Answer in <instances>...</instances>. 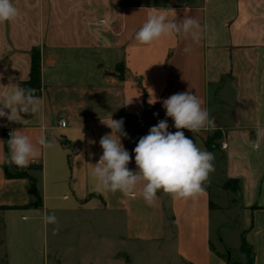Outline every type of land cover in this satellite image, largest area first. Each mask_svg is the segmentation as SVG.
Masks as SVG:
<instances>
[{
	"label": "crops",
	"instance_id": "0c3cea01",
	"mask_svg": "<svg viewBox=\"0 0 264 264\" xmlns=\"http://www.w3.org/2000/svg\"><path fill=\"white\" fill-rule=\"evenodd\" d=\"M13 3L20 16L0 23V101L14 84L24 87L30 78L34 49L41 55L42 92L35 94L40 104L35 114L22 113V122L0 118L4 264H229L212 241L215 209L209 188L188 200L161 191L148 205L139 187L134 196L98 192L91 176L103 153L99 141L111 133L101 119L111 113L112 119L124 120L128 136L121 143L132 157L128 168L135 171L133 150L152 126L167 120L168 131H177L163 100L185 91L197 94L215 119L221 149L206 146L213 131L195 136L181 131L214 153V162L223 156L226 182L239 181L243 233L255 264H264V138L259 151L251 147L256 130L264 128V0ZM157 13L178 21L196 17L212 29L215 46L205 36L186 54L191 41L175 34L138 43L135 33ZM144 113L142 122L127 123L126 115ZM17 129L38 150L30 164L42 169L30 170L34 179L6 174L14 167L6 162L7 141ZM41 134L52 148L38 145ZM52 214L57 223L45 224L43 217Z\"/></svg>",
	"mask_w": 264,
	"mask_h": 264
},
{
	"label": "clouds",
	"instance_id": "9594fccd",
	"mask_svg": "<svg viewBox=\"0 0 264 264\" xmlns=\"http://www.w3.org/2000/svg\"><path fill=\"white\" fill-rule=\"evenodd\" d=\"M19 16L20 10L13 0H0V23L15 21ZM211 32L209 25H201L194 16H185L178 21L163 13H157L148 16L135 33V40L148 45L173 34L183 36L185 40L191 41L183 49L188 54L193 50L192 44H198L205 36L207 43L215 46V37ZM14 85L16 86L0 101V118H6L9 122H22L21 114H35L40 104L34 89ZM163 107L166 116L173 120L177 131H168L167 120H160L157 125L152 126L149 133L139 139L133 150L135 171L128 168L132 157L121 143V137L128 136L124 130V120L112 119L111 113L109 119H101V123L110 128L111 133L101 137L99 144L103 153L91 171L98 192L119 191L124 196H134L139 187V194L148 205L156 201L161 191L173 200L195 199L204 193L210 175L215 172V155L187 138L181 129L189 130L194 136L202 131H215V119L210 117L208 109L203 107L201 98L191 91L171 95L163 100ZM5 109L9 111L6 112ZM256 135L257 140L251 142V147L254 151H259L260 140L264 138V128H258ZM37 143L43 149L53 147V142L46 134H41ZM7 145V163L26 168L35 162L38 150L21 129L10 132ZM43 220L45 224L57 223L54 214L45 215Z\"/></svg>",
	"mask_w": 264,
	"mask_h": 264
},
{
	"label": "rangeland",
	"instance_id": "374dc122",
	"mask_svg": "<svg viewBox=\"0 0 264 264\" xmlns=\"http://www.w3.org/2000/svg\"><path fill=\"white\" fill-rule=\"evenodd\" d=\"M214 165L215 172L210 175V180L207 183L215 209L212 226V241L216 248L222 253L226 252L227 245L231 248L232 252H235L241 244V237L243 234L241 223L242 206L234 186L226 182L224 176V159L222 155L214 162ZM0 250H2L1 244ZM234 254L240 259H244L245 257L243 254H239V252H235ZM4 262L3 255L0 254V264H4Z\"/></svg>",
	"mask_w": 264,
	"mask_h": 264
},
{
	"label": "trees",
	"instance_id": "16d2710c",
	"mask_svg": "<svg viewBox=\"0 0 264 264\" xmlns=\"http://www.w3.org/2000/svg\"><path fill=\"white\" fill-rule=\"evenodd\" d=\"M32 56H33V60H32L30 78L24 82V88L34 89L36 90L35 94H40L42 92L40 51L34 49L32 52ZM118 69L120 71V77L124 78L126 71L125 64L120 63L118 65ZM145 117H146L145 113L138 116L126 115V121L128 124H130L134 120L137 121V123H140L142 122L143 119H145ZM221 137H222V133L218 129L212 134H209L205 139L207 148L210 151L221 149V143L219 142ZM32 168L42 169V165L30 164L26 168H19L16 165H14L12 170L10 169L6 170V174L9 177L23 176L34 179V177L30 174V170ZM227 183L229 185L234 186L235 192L238 195V193L240 192L239 181L234 179H228ZM205 187L208 188L207 183ZM3 208H8V207H3ZM240 253L245 256L244 259H240L235 254H233L230 248H227L225 253L218 252V254L223 258H225L229 264H255V252L253 248L250 246V244L247 242L244 233L242 234V238H241Z\"/></svg>",
	"mask_w": 264,
	"mask_h": 264
},
{
	"label": "built area",
	"instance_id": "2783aa9c",
	"mask_svg": "<svg viewBox=\"0 0 264 264\" xmlns=\"http://www.w3.org/2000/svg\"><path fill=\"white\" fill-rule=\"evenodd\" d=\"M35 93H36V90H35ZM60 124H61L62 126H66V125H67V121H66L65 119H61V120H60ZM223 147H226V144H223Z\"/></svg>",
	"mask_w": 264,
	"mask_h": 264
}]
</instances>
